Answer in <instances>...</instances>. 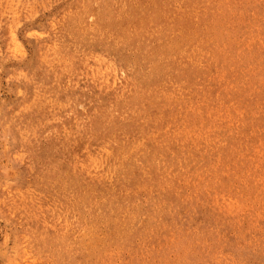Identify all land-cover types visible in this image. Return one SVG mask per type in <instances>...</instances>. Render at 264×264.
<instances>
[{
    "label": "rangeland",
    "instance_id": "374dc122",
    "mask_svg": "<svg viewBox=\"0 0 264 264\" xmlns=\"http://www.w3.org/2000/svg\"><path fill=\"white\" fill-rule=\"evenodd\" d=\"M81 1L0 0V264H264V0H212L225 11L195 18L183 40L204 57L174 77L179 104L158 107L124 84L148 74L140 46H83ZM117 91L121 120L129 99L174 114L149 173L131 163L105 178L98 137L114 134L97 127ZM121 120L112 129L132 126L117 139L139 141ZM127 192L109 220L107 197Z\"/></svg>",
    "mask_w": 264,
    "mask_h": 264
},
{
    "label": "bare ground",
    "instance_id": "6f19581e",
    "mask_svg": "<svg viewBox=\"0 0 264 264\" xmlns=\"http://www.w3.org/2000/svg\"><path fill=\"white\" fill-rule=\"evenodd\" d=\"M117 1L116 5L112 4V0H83L76 3L77 6L75 8L77 11L79 10V14H74L75 16H72L74 21L79 22L80 26L90 29L87 19L91 18L93 20L92 29L89 31L90 38H87L83 42V46L90 47L91 44H94V41L104 44L105 47H107L106 50H108V48H113L112 45L115 41L128 43L134 47L140 46L146 59L150 62V68L147 75H129L126 77L124 81V84L128 86L126 90L133 89L145 94L146 96H143L145 97L146 105L156 104V107H158L159 105L171 106L174 105V103L179 104L181 97L180 92L183 91L184 82L178 83L174 77L190 75L192 73L191 69L196 61L202 59L205 55L203 46L198 39L189 38L187 42H183L184 37L192 31L193 20L195 18H197V22L205 21L207 18L211 19L213 16H216L218 12L225 11L226 2L225 5H220L212 0ZM92 5L95 6L94 12H92L91 9ZM127 16L131 17L134 23L133 26L123 23V17ZM107 32L110 33L109 36H107ZM76 39L80 41V35H78V38L76 36ZM154 42L157 43V45L152 47ZM98 56L96 58H98ZM110 65L114 66L112 64ZM113 77L115 78L116 76L114 75ZM161 83L163 85L160 87L159 85H161ZM122 95L123 92L121 91L115 92L113 99L115 105H106L102 111V116L107 121V127L105 126L106 128L103 130L97 127L98 133L100 131H106V134L107 132L114 134V138H111L113 143L111 140L108 144L102 141V139H105L103 137L104 135L101 136L102 133H100L101 135L98 137L103 156L112 163L110 169H108L110 173H107L105 178L110 175L113 176V172L117 167L124 166L127 168L131 163L138 165L140 169L149 173L151 160H155L159 152L161 154L164 153L167 145L162 147L159 151L158 149L160 145L169 142L170 124L174 118L172 111L168 115H165L162 109L158 117H155L150 109L144 106L141 107L134 99H129L125 103L128 109L124 112L123 120H121L122 113L121 111H117V108L120 107L119 100L123 97ZM115 115L119 116L121 121L130 120L131 124L135 121L133 132L142 135L141 139L133 144L117 139V133L122 129H130L132 125L127 126L123 122L115 129H112ZM145 116L149 118V122L143 119ZM159 118L163 123L162 126L158 125ZM138 122H140V125H138ZM110 136L108 134V137ZM90 156L92 155L90 154ZM100 156L101 154H99V157ZM135 157L136 159H134ZM97 161H99V159ZM87 167L86 170L84 169L85 171H87ZM96 172H98V170ZM100 174L102 175V170ZM89 177H91V175ZM97 178L99 179V177ZM132 182L134 181L132 180ZM97 184H99V182ZM130 196L128 192L124 197H107L106 195L109 202V210L106 211L109 220L116 222L120 217H123L122 215H118L122 214L123 206L114 205V202L119 199L129 204L131 202ZM125 198L127 199L125 200ZM83 202L87 207L93 206V201L88 195H85Z\"/></svg>",
    "mask_w": 264,
    "mask_h": 264
}]
</instances>
